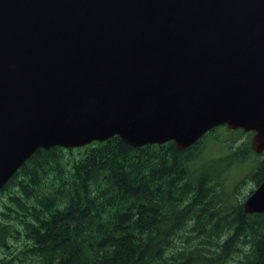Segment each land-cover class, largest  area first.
<instances>
[{"label": "water", "instance_id": "95a60500", "mask_svg": "<svg viewBox=\"0 0 264 264\" xmlns=\"http://www.w3.org/2000/svg\"><path fill=\"white\" fill-rule=\"evenodd\" d=\"M220 125L264 150V0H0V189L40 148Z\"/></svg>", "mask_w": 264, "mask_h": 264}, {"label": "trees", "instance_id": "16d2710c", "mask_svg": "<svg viewBox=\"0 0 264 264\" xmlns=\"http://www.w3.org/2000/svg\"><path fill=\"white\" fill-rule=\"evenodd\" d=\"M220 127L184 149L117 135L37 149L0 189V264H264V212L221 171L250 161L259 184L264 158ZM213 139L228 150L205 156Z\"/></svg>", "mask_w": 264, "mask_h": 264}, {"label": "rangeland", "instance_id": "374dc122", "mask_svg": "<svg viewBox=\"0 0 264 264\" xmlns=\"http://www.w3.org/2000/svg\"><path fill=\"white\" fill-rule=\"evenodd\" d=\"M225 127H220L214 130L216 133L220 130V133L215 137V139H219V141H223L228 136H236L233 141L229 142V146H231L232 149L236 147L237 145L241 144L242 142H248L250 146V139H251V133L248 135V132H244L243 130H235V132H226ZM232 131V130H231ZM228 144L222 143L217 144L216 140H210L208 148L204 152L205 156H218L224 154L227 150ZM251 147V146H250ZM256 159L264 158V150L258 154V156H254ZM253 167V163L250 161H247L245 163H235L233 161H228L226 166H224L223 174L227 177V181L229 185L235 186V193L234 195L237 197L239 201H243L247 195L252 192L258 184H256L255 180L250 178L248 173L251 171V168Z\"/></svg>", "mask_w": 264, "mask_h": 264}]
</instances>
